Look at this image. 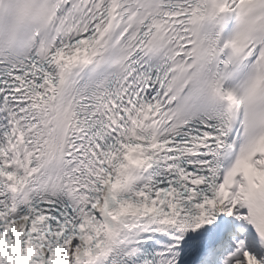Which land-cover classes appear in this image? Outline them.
<instances>
[{
    "label": "snow or ice",
    "instance_id": "snow-or-ice-1",
    "mask_svg": "<svg viewBox=\"0 0 264 264\" xmlns=\"http://www.w3.org/2000/svg\"><path fill=\"white\" fill-rule=\"evenodd\" d=\"M0 264H264V0H0Z\"/></svg>",
    "mask_w": 264,
    "mask_h": 264
}]
</instances>
